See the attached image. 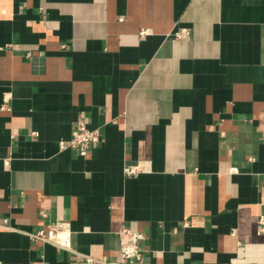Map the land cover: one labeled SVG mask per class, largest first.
I'll use <instances>...</instances> for the list:
<instances>
[{
	"label": "crops",
	"instance_id": "obj_1",
	"mask_svg": "<svg viewBox=\"0 0 264 264\" xmlns=\"http://www.w3.org/2000/svg\"><path fill=\"white\" fill-rule=\"evenodd\" d=\"M261 217L264 0H0V264H119L123 229L129 264H264Z\"/></svg>",
	"mask_w": 264,
	"mask_h": 264
},
{
	"label": "built area",
	"instance_id": "obj_2",
	"mask_svg": "<svg viewBox=\"0 0 264 264\" xmlns=\"http://www.w3.org/2000/svg\"><path fill=\"white\" fill-rule=\"evenodd\" d=\"M187 35V32H177L174 37L181 38ZM99 137V129L89 128L85 120L77 121L71 137L67 141L60 142L61 149L75 150L79 157H84L90 145L95 139ZM127 175H131L134 171L129 169L125 170ZM259 223L264 226V218L259 219ZM67 230L63 224L51 225L46 231H40L33 235L34 238L42 241L49 242L55 246L66 248L68 245ZM144 234L139 231L130 229H123L119 233V264H129L132 262H139L142 257V243ZM96 260L87 257L83 264H94ZM113 264V263H103Z\"/></svg>",
	"mask_w": 264,
	"mask_h": 264
}]
</instances>
